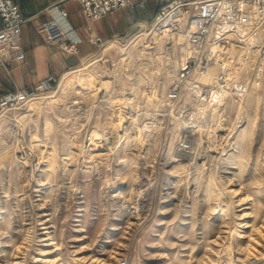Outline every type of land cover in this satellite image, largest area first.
<instances>
[{"label": "rangeland", "instance_id": "1", "mask_svg": "<svg viewBox=\"0 0 264 264\" xmlns=\"http://www.w3.org/2000/svg\"><path fill=\"white\" fill-rule=\"evenodd\" d=\"M160 3L139 2V16ZM135 15L102 16L101 38L125 32ZM235 40L247 93L226 102L212 138L201 122L190 153L176 148L173 128L165 143L160 132L130 140L105 110L109 61L99 79L69 72L54 97L1 113L0 264H264V88L254 66L264 26ZM159 56L138 75L165 89L175 63ZM133 116L140 125L142 113ZM92 129L113 140L88 144Z\"/></svg>", "mask_w": 264, "mask_h": 264}, {"label": "built area", "instance_id": "2", "mask_svg": "<svg viewBox=\"0 0 264 264\" xmlns=\"http://www.w3.org/2000/svg\"><path fill=\"white\" fill-rule=\"evenodd\" d=\"M64 1L55 0L46 8L49 15L36 30L45 41L73 53L77 51L80 36L68 23L67 11L61 6ZM79 1L83 15L90 23L122 7L134 8L146 0ZM24 21L15 0H0L1 62L19 58ZM262 26L264 0H161L149 21L137 22L124 34L107 38L90 35L89 41L96 49L67 71L81 70L83 75L87 71L99 79L103 70L98 72L97 66L109 61L108 72L104 70L108 75L106 81H109L107 89L110 88L107 94L110 100L105 110L115 114L123 129H129L130 140L139 142L142 134L166 133L173 128L176 148L181 153H190L194 145L200 144L195 132L201 130V122L208 119L209 138H212L224 122L221 113L226 102L232 99L241 104L248 82L243 78L239 69L241 63L235 56L239 46L235 38L240 40L245 32H256ZM87 28H91L90 24ZM108 52H112L113 57L105 56ZM158 53L159 57L162 54L175 63L174 75L165 89L152 82L146 76V70L145 76L138 75ZM254 66L255 82L264 88V44L257 48ZM60 77H46L29 88L4 93L0 97V114L34 102L42 93L54 97ZM141 96L144 98L138 107L136 98ZM137 110L142 113L140 125L133 116L139 113ZM237 120L240 122V117ZM124 123L127 124L124 126ZM92 131L86 137L88 144L101 145L113 140L111 136L94 137ZM165 133L163 143L167 142ZM117 264H127V261L120 259Z\"/></svg>", "mask_w": 264, "mask_h": 264}, {"label": "crops", "instance_id": "3", "mask_svg": "<svg viewBox=\"0 0 264 264\" xmlns=\"http://www.w3.org/2000/svg\"><path fill=\"white\" fill-rule=\"evenodd\" d=\"M15 2L25 17V21L21 26L19 58L0 61V97L9 91L29 88L40 79L46 77L57 79L71 72L67 70L78 65L83 57L96 49V45L89 41V36L94 34L102 37L97 30L101 19L88 23L81 11L80 1L65 0L61 6L66 9L68 23L80 36V42L77 44L76 52H64L57 44L45 41L36 30V26L49 15L46 8L55 0H15ZM137 7L138 4L134 7L137 17H134L125 32L112 31L103 38L113 34H124L132 29L131 27H134L137 22L149 21L152 18L140 17L139 14L143 12ZM123 8L125 7L113 11L111 14L120 13ZM88 24L91 26L90 29L87 28Z\"/></svg>", "mask_w": 264, "mask_h": 264}, {"label": "bare ground", "instance_id": "4", "mask_svg": "<svg viewBox=\"0 0 264 264\" xmlns=\"http://www.w3.org/2000/svg\"><path fill=\"white\" fill-rule=\"evenodd\" d=\"M245 34H246V32H245ZM97 145V144H96Z\"/></svg>", "mask_w": 264, "mask_h": 264}]
</instances>
